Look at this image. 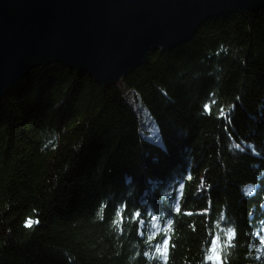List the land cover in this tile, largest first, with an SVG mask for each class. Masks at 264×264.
<instances>
[{"label": "trees", "instance_id": "16d2710c", "mask_svg": "<svg viewBox=\"0 0 264 264\" xmlns=\"http://www.w3.org/2000/svg\"><path fill=\"white\" fill-rule=\"evenodd\" d=\"M63 66L0 101V264H264V8L107 88Z\"/></svg>", "mask_w": 264, "mask_h": 264}, {"label": "water", "instance_id": "95a60500", "mask_svg": "<svg viewBox=\"0 0 264 264\" xmlns=\"http://www.w3.org/2000/svg\"><path fill=\"white\" fill-rule=\"evenodd\" d=\"M263 5L264 0H0V96L20 74L50 61L65 62L101 85L115 83L144 62L150 47L177 46L205 19Z\"/></svg>", "mask_w": 264, "mask_h": 264}, {"label": "rangeland", "instance_id": "374dc122", "mask_svg": "<svg viewBox=\"0 0 264 264\" xmlns=\"http://www.w3.org/2000/svg\"><path fill=\"white\" fill-rule=\"evenodd\" d=\"M264 8V5L263 6H261L259 9H257V10H248V11H236V12H232V13H228V14H224V15H219V16H216V17H211V18H208V19H205V20H203L202 22H201V24L199 25V27L197 28V30L195 31V33L192 35V36H188L187 38V40H183L182 41V43L181 44H179V45H177V46H181V45H183V44H185V43H187L188 41H190L194 36H195V34L197 33V31L199 30V28L204 24V23H206L207 21H209V20H213V19H217V18H219V17H224V16H227V15H232V14H235V13H241V14H243V13H249V12H257V11H259V10H262ZM177 46H174V47H167L166 49H164V50H161V48H157V47H150L148 50H147V52H146V58H145V60H144V62L143 63H140L139 64V66H137L136 68H138V67H140V66H142V65H144V64H146L147 62H148V55H149V53L151 52V51H159L160 53H163V52H168V51H170L171 49H173V48H175V47H177ZM157 48V49H156ZM150 62V61H149ZM56 63H58V64H60V65H64L67 69H68V72H75L76 74H77V76H78V78H80L81 76H84V75H86V76H88V77H90V78H92L98 85H100L102 88H107V87H109V86H112V85H114V84H116L117 82H120L121 81V79H123L124 77H126L128 74H130L131 72H133V71H131V72H129V73H127V74H125V76H123L122 78H120L118 81H116L115 83H112V84H106V85H101L98 81H96L93 77H91L89 74H87V73H84V72H82V71H79V70H77L76 68H72L70 65L68 66V65H65V62H62V61H50V62H47V63H38V64H35V65H33L28 71H26V73H24V74H20L6 89H5V91L2 93V95L0 96V101L5 97V96H7V94L12 90V88L14 87V85L16 84V83H18L19 82V85H21V86H24L25 85V82H24V80L27 78V74L32 70V69H34V68H40L41 70H40V81H41V79L42 80H45V79H47V78H49L50 76H49V72L51 71V69L50 68H52V67H50L51 65H54V64H56ZM67 64V63H66ZM63 66V67H64ZM48 67H50V68H48ZM53 69V68H52ZM56 77H58V75H56ZM50 80V79H49ZM50 81H53V79L51 78V80ZM123 87V86H122ZM124 91V90H123ZM22 94V93H21ZM21 94H19L18 96H20ZM144 116H145V114H143V115H141V118H144ZM146 129L148 130V132H147V135L150 137V139H152V141H154L155 142V146L157 147V148H160L159 146H161L162 147V145H161V135H160V132H159V130H158V127H157V125L153 122V120L151 119L150 120V122L147 124V127H146ZM159 145H157V144ZM176 144V143H175ZM175 180V179H174ZM252 190H253V187L252 188H247V190H246V192H252Z\"/></svg>", "mask_w": 264, "mask_h": 264}, {"label": "snow or ice", "instance_id": "6c2138e0", "mask_svg": "<svg viewBox=\"0 0 264 264\" xmlns=\"http://www.w3.org/2000/svg\"><path fill=\"white\" fill-rule=\"evenodd\" d=\"M29 225H31V221H29ZM165 243H167V242H165Z\"/></svg>", "mask_w": 264, "mask_h": 264}]
</instances>
